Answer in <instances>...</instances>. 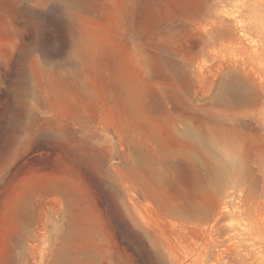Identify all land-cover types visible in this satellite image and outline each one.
<instances>
[{"label": "rangeland", "instance_id": "374dc122", "mask_svg": "<svg viewBox=\"0 0 264 264\" xmlns=\"http://www.w3.org/2000/svg\"><path fill=\"white\" fill-rule=\"evenodd\" d=\"M0 264H264V0H0Z\"/></svg>", "mask_w": 264, "mask_h": 264}, {"label": "bare ground", "instance_id": "6f19581e", "mask_svg": "<svg viewBox=\"0 0 264 264\" xmlns=\"http://www.w3.org/2000/svg\"><path fill=\"white\" fill-rule=\"evenodd\" d=\"M190 158V157H189Z\"/></svg>", "mask_w": 264, "mask_h": 264}]
</instances>
